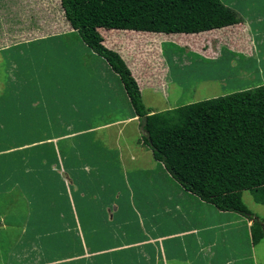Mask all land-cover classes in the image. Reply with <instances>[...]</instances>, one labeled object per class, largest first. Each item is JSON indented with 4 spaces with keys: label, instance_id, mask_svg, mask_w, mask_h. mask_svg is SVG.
Returning <instances> with one entry per match:
<instances>
[{
    "label": "crops",
    "instance_id": "1",
    "mask_svg": "<svg viewBox=\"0 0 264 264\" xmlns=\"http://www.w3.org/2000/svg\"><path fill=\"white\" fill-rule=\"evenodd\" d=\"M226 5L240 22L184 34L181 39L203 34L199 39L216 42L219 48L225 42L227 65L235 59V52L255 57L251 64L264 63V15L254 23L249 20L248 36L242 23L247 17L241 6ZM65 23L59 31L0 47L2 51L19 48L21 53L20 47L32 50L28 52L32 62L25 68V75L8 73L0 88L6 93L0 95V264H241L253 258L258 242L251 243L250 225L253 218L258 219L264 236V217L247 218L218 210L178 182L174 195L161 191L160 185L170 186L167 181L173 179L152 158L150 150H145L138 117L118 76L78 39L71 52L63 54L67 44L61 36H78ZM97 30L103 45L111 41V46L118 47L116 52L133 78L145 71L138 68L144 56L147 62L161 57L156 52L140 53L142 49L137 48L150 41L159 44L161 33L124 31L127 35L119 32L105 41L103 29ZM255 37L258 39L253 40ZM44 41L57 47L59 50H53L61 51L58 55L67 61L54 60L51 65L44 64L42 56L34 57L38 54L34 51L42 48L31 49L30 44L43 47ZM75 51L93 57L96 78L93 74L84 76ZM206 51L215 54L211 47ZM97 57L103 62L97 63ZM167 61L165 58L161 63ZM63 68L71 69L70 76L56 75L55 70L60 74ZM190 71L172 80L186 79L197 72ZM260 84L264 79L227 93ZM143 106L146 114L173 107L156 110ZM105 130L110 133L106 146L102 143L105 135L101 134ZM109 147L113 157L104 156Z\"/></svg>",
    "mask_w": 264,
    "mask_h": 264
},
{
    "label": "trees",
    "instance_id": "2",
    "mask_svg": "<svg viewBox=\"0 0 264 264\" xmlns=\"http://www.w3.org/2000/svg\"><path fill=\"white\" fill-rule=\"evenodd\" d=\"M59 7L81 41L118 76L138 117L142 143L184 190L247 218L252 212L241 191L264 206V84L146 114L135 79L97 30L198 33L240 22L228 5L221 0H59ZM249 232L252 244L262 238L258 219Z\"/></svg>",
    "mask_w": 264,
    "mask_h": 264
},
{
    "label": "rangeland",
    "instance_id": "3",
    "mask_svg": "<svg viewBox=\"0 0 264 264\" xmlns=\"http://www.w3.org/2000/svg\"><path fill=\"white\" fill-rule=\"evenodd\" d=\"M261 1L264 0H221L224 4H235L238 8L241 6V12H244L243 15L247 17L242 23L248 36H250V31H248L249 20H251V23H254L257 21L256 19L258 16L264 15V5L261 4ZM250 2H252V5L248 6ZM11 18L13 19L11 20ZM14 19L16 21H14ZM259 24L261 25L260 22ZM65 25L66 23L59 7V0H0V47L27 41L37 34H50L59 31L62 27H65ZM254 27L255 25L252 26V28ZM102 29L103 32L101 33L105 41L112 39L113 34H119L120 32L123 35H127L128 32L126 33L124 31H135ZM261 30L264 32V22L262 23ZM161 35L160 42L157 45L153 41H150L145 42L144 47H141L142 44L137 46V48L142 49H138L140 53L148 52L154 55L152 53L156 52L158 57H160L159 54H161L160 58H162L161 60L157 58L156 60H152V62H147L148 60L144 56L142 66H138V68L142 67L145 71L143 73L140 71L137 76H134L136 83L139 85L137 86L141 87V100L147 107L155 108L156 110L167 105L175 107L181 104L218 96L222 93L237 90L264 79V63L251 64V61H254L255 57H243L239 52H235V59L229 62V65L232 66L227 65L229 53L225 50L227 45L225 42L222 43V48H219L216 42L211 43L208 39L203 42V39H199L202 38L203 34H195L182 39L181 37H183L184 33H161ZM177 35H181L180 38H176ZM61 37L60 40L67 44V48L64 49L65 51H62L65 55L71 52L70 48L73 46V43L78 42V40L82 47L84 45L74 33ZM225 37L226 36H223L222 38L225 39ZM210 38L212 39L214 37L210 36ZM262 38H264V34ZM256 39H258V37H255L253 40ZM45 41L43 47H35L40 44H30L31 49L42 48L38 51H34L38 52V54H33L34 57L38 58L42 56L44 64L50 62L51 65L54 60H59L62 63L67 61V59H65L66 57L61 58V56L58 55L61 51L57 52L53 50H59L57 47H53L54 45H50V42ZM111 43L110 41L109 43H104V45L116 52L118 47L115 48V46H111ZM22 45L20 44V46ZM26 45L27 44L24 43V46ZM258 45L261 47V44ZM84 47L86 50L89 49L86 46ZM208 47L215 50V54L214 51H212L213 54L208 53L206 51ZM18 49L19 48H10L5 51L0 50V88L6 83L8 73L15 76H24V70L29 65V61L32 62V59L28 58V52H32V50L27 48V46L20 47V49L23 50V53H21L18 52ZM133 50L136 51L137 49L133 48ZM75 53L78 59H80V63L83 65L80 70L85 74L84 76L87 77L93 74V77L96 78L95 75L97 74L94 69L95 63L93 57L88 54H83L80 51H75ZM216 53L219 54L218 57H216ZM165 58H167L168 61L161 63ZM215 58L218 59L215 60ZM96 62H103V60L97 57ZM62 63L60 65H63ZM145 63L149 65L147 70L146 66H144ZM161 64H164L163 69H161ZM235 64L237 65L233 66ZM51 67L47 68V71ZM192 69L197 70L196 74L192 73L186 79L179 78L178 81L172 80L176 78L175 76L181 75L186 71L191 72L190 70ZM55 72L58 76H62L63 73H67V76H70L71 69L63 68L60 74L57 70H55ZM206 79L211 80L207 81ZM4 94L0 91V95ZM97 95V92L94 93L93 98H96ZM101 134L105 135V137L102 138V143L105 145L108 139H110V133H107L105 130ZM145 147V150H149L147 146ZM104 152L105 157L114 156V152L110 147L108 153L107 151ZM107 169H109L108 166ZM167 182L170 186L167 185L165 187L160 185L161 187L159 189L163 192H173L174 186L178 184L177 181L173 179V181ZM172 195H174V192ZM241 201L245 207L252 212L251 216L258 215L259 217H264V206L255 203L248 191H241ZM198 205L211 208V205L207 204ZM195 207L198 206L196 205ZM241 240H243V238ZM254 254L253 258H246L241 264H264V236L254 246Z\"/></svg>",
    "mask_w": 264,
    "mask_h": 264
}]
</instances>
